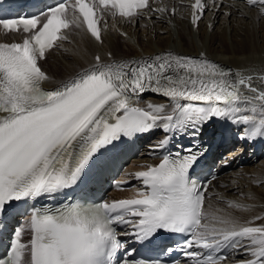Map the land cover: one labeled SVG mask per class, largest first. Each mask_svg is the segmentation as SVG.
Returning a JSON list of instances; mask_svg holds the SVG:
<instances>
[{
  "label": "snow or ice",
  "instance_id": "snow-or-ice-1",
  "mask_svg": "<svg viewBox=\"0 0 264 264\" xmlns=\"http://www.w3.org/2000/svg\"><path fill=\"white\" fill-rule=\"evenodd\" d=\"M259 3L264 5V0ZM190 7L191 24L198 27L206 0H195ZM144 9L169 11L152 8L149 0H62L27 15L0 17V30L20 37V42L0 43V213L13 202L65 196L54 207L32 205L28 222L15 231L8 258L0 259V264H164L159 259H129L131 252L117 255L125 248L120 235L171 252L164 242L157 244L160 233L186 234L190 238L185 248L204 249L185 252L191 264H222L225 250L250 257L240 264H264V226L217 215L220 210L205 211L208 185H198L190 177L204 150L188 148L187 155H164L158 165L125 173L114 183L121 188L128 177L139 181L142 187L133 198L68 199V190L89 181L94 158L102 149L116 148L124 138L161 125L164 133L192 128L195 134L199 125L213 118H229L248 126L241 139L264 136V89L253 85L257 77L233 72L204 53L192 57L165 52L120 61L109 53L108 62L96 55L90 67L55 87H44L51 77L40 61L56 41L68 40L66 30L86 26L102 43L98 25L105 10L113 17L135 19L144 15L139 11ZM175 12L173 8L171 13ZM258 79L264 81V76ZM243 89L254 95H244ZM145 92L167 98L171 111L164 104L140 106ZM170 139L166 135L153 151L165 148ZM228 207L250 211L238 202H229ZM118 226L131 231L120 233ZM25 230L30 233L27 243L21 239Z\"/></svg>",
  "mask_w": 264,
  "mask_h": 264
},
{
  "label": "bare ground",
  "instance_id": "bare-ground-1",
  "mask_svg": "<svg viewBox=\"0 0 264 264\" xmlns=\"http://www.w3.org/2000/svg\"><path fill=\"white\" fill-rule=\"evenodd\" d=\"M192 3L193 0H151L149 5L152 8L167 7L169 11L160 14L145 9L144 15L135 19L116 18L105 12L101 21L102 43L83 28H69L68 40L56 44L41 63L42 69L44 67L51 77L44 87H55L60 81L90 67L96 55L108 62L109 53L120 61L173 52L192 57L204 53L209 60L233 72L257 77L253 85L264 89V81L258 79L264 76V5L259 0L253 8H249L251 0H225L221 3L208 0L198 27H194L191 24ZM173 8L176 9L175 15L171 13ZM7 39L15 41L18 37L8 35ZM50 55L51 62H45ZM242 91L244 95H254L246 89ZM148 102L164 104L167 111H171L167 98H152ZM242 114L251 113H239ZM257 137L264 141V136ZM236 153L228 151L226 157ZM209 192L211 197L206 201V212L220 210L217 215L230 214L241 223L254 221L253 226H264V220L254 219L264 216V160L232 170L214 181ZM229 202L247 205L250 211L229 208Z\"/></svg>",
  "mask_w": 264,
  "mask_h": 264
},
{
  "label": "rangeland",
  "instance_id": "rangeland-1",
  "mask_svg": "<svg viewBox=\"0 0 264 264\" xmlns=\"http://www.w3.org/2000/svg\"><path fill=\"white\" fill-rule=\"evenodd\" d=\"M51 60H52V58H51V55H50V57L45 62H51ZM44 63L42 64V66L44 65ZM43 69H44V67H43Z\"/></svg>",
  "mask_w": 264,
  "mask_h": 264
}]
</instances>
